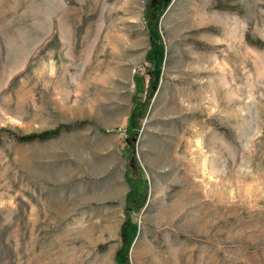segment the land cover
Segmentation results:
<instances>
[{"label":"rangeland","instance_id":"obj_1","mask_svg":"<svg viewBox=\"0 0 264 264\" xmlns=\"http://www.w3.org/2000/svg\"><path fill=\"white\" fill-rule=\"evenodd\" d=\"M103 133L122 210L79 173ZM125 258L264 264V0H0V264Z\"/></svg>","mask_w":264,"mask_h":264},{"label":"crops","instance_id":"obj_2","mask_svg":"<svg viewBox=\"0 0 264 264\" xmlns=\"http://www.w3.org/2000/svg\"><path fill=\"white\" fill-rule=\"evenodd\" d=\"M116 109L118 110L119 107L110 108L109 112H116ZM112 137V135L104 133L97 134L93 141L90 140L85 144L78 145V147L90 151V154H80L77 157L80 160L79 173L90 176L88 182L92 183L91 180H93L95 183L100 184L96 187L97 193H94L93 188L89 186L90 194H96V201L116 203L119 210H122L125 209V199L130 188L126 179L127 162L120 150L121 148L118 149L112 143L115 140ZM74 145L73 147H77V145ZM158 154L159 152L156 150V155ZM57 173L62 174L60 169L57 170ZM68 180L65 178V181Z\"/></svg>","mask_w":264,"mask_h":264},{"label":"trees","instance_id":"obj_3","mask_svg":"<svg viewBox=\"0 0 264 264\" xmlns=\"http://www.w3.org/2000/svg\"><path fill=\"white\" fill-rule=\"evenodd\" d=\"M146 59H147V61L149 63L153 62V60H151L152 58L150 56L149 57L147 56ZM149 74H150V72H149ZM85 124H87V123L86 122H79V123L73 124L72 125V128H74V127H80V126H83ZM63 127L64 126H61L59 128H56L54 130L44 131V132H42L40 134L32 133V134H29V135L24 136V137L17 136V138L19 140H21V141L47 140V139L55 138L60 133H62V131L64 129ZM132 134H133V132L130 131L129 132V135H132ZM126 219H127V217H126ZM127 223H128V220L125 221V224L122 227V237H124V231L127 228ZM123 262H124V264H130V262L127 260V258L123 259Z\"/></svg>","mask_w":264,"mask_h":264}]
</instances>
